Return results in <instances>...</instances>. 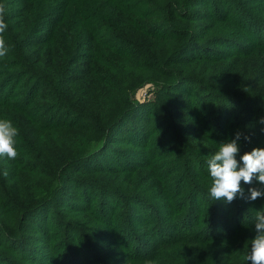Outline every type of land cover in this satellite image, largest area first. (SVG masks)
Wrapping results in <instances>:
<instances>
[{
    "label": "trees",
    "instance_id": "16d2710c",
    "mask_svg": "<svg viewBox=\"0 0 264 264\" xmlns=\"http://www.w3.org/2000/svg\"><path fill=\"white\" fill-rule=\"evenodd\" d=\"M246 1L0 0L9 47L0 58V119L19 129L18 157L0 158V244L12 250L0 253V264L29 261L31 242L17 246L12 236L43 234L28 220L33 210L65 200L69 183L85 181L75 168L120 135L134 145L128 154L143 160L139 169L154 170L158 190L136 184L137 168H117L109 153L103 182L88 186L119 196L121 204L106 212L80 207L98 225L71 228L93 246L69 249L73 264L89 263L88 250L101 251L98 264H250L245 257L264 198L250 202L247 196L260 185L241 182L244 198L214 201L207 165L219 143L238 131L240 155L264 147V30H256L251 17V9L264 16V0ZM147 82L159 97L149 110L133 101ZM183 109L194 118L185 120ZM63 112L78 122L61 120ZM189 121L193 126L183 125ZM120 171L131 184L117 181ZM131 203L153 209L149 242L135 240L139 235L123 223L130 213L132 223L139 221L142 212ZM50 229L48 236L55 233Z\"/></svg>",
    "mask_w": 264,
    "mask_h": 264
},
{
    "label": "rangeland",
    "instance_id": "374dc122",
    "mask_svg": "<svg viewBox=\"0 0 264 264\" xmlns=\"http://www.w3.org/2000/svg\"><path fill=\"white\" fill-rule=\"evenodd\" d=\"M256 0H247L246 2H251ZM213 4V1L211 2ZM249 5V4H248ZM211 7V6H210ZM211 12H214L210 9ZM251 12L254 14L251 17L254 20H257V29L264 30V16H261V11H257L256 9H251ZM207 23L206 19H202L199 24L205 25ZM259 36V35H258ZM185 58V55H183L182 59ZM230 64H227L229 66ZM16 84V81L13 82L10 87L14 86ZM9 87V88H10ZM157 87L151 83L147 82L145 85L139 87L136 92L134 93L133 101L136 103L142 104L145 106V109L149 110L151 106H153V102H158L159 97L156 95ZM7 91H4V94L7 93ZM151 104V105H150ZM148 106V107H146ZM154 108V109H153ZM152 109L154 112L152 113V117L154 118L155 115V109L157 108V105H155ZM183 118L185 120H189L190 118H194V115L190 113L188 109H183ZM61 120H65L68 122H78L77 119L75 120L71 115H68L67 113H62L60 115ZM131 122H127V129H130ZM184 126H193L192 121H189L187 123L183 124ZM192 133H196V131H193ZM112 145L108 147L107 151H104L101 153V155L96 156L97 158H94L91 162L85 165H78L73 174H78L81 178H85L83 180H77L76 183L73 185L71 183L68 184L66 187V199L60 200L59 202L55 203L54 201H51L48 205H42L36 207L37 202L32 203L33 206L31 209L36 207V209L33 210L32 215L29 216L28 220L35 221V225L39 227V229H43V234L33 233L31 230L28 233L34 234L35 237L31 239L25 238L22 240L23 236L19 237V233H15L14 238L15 241H18V245H22L24 243L28 244V242H31V245L28 244L29 250L31 251V255L29 257V261L26 263L25 261H15L14 264H51V262L59 261V264H73L71 262V258H74L75 254L73 251L77 247L76 244L83 247H92V242L90 238H87L83 235H75L74 233H71V228H91L94 224H97V220L95 219V216L93 214H89L87 211H82L83 208H89L93 212L97 211L100 212H106L107 209L114 204H121L119 196H113L105 194L101 195L99 191H93V188L91 186H88V183H93L99 180L100 182H103L102 174L101 172H106L107 167L109 166L108 158L110 157V154H113V159L116 160L121 168L123 166V169L129 170L131 168H137L138 170V178L137 183H142L143 186H148L150 189H153L155 186V183L153 182L155 179L154 170L150 172L149 170L143 171V169H139L141 166V162L143 160H140L136 157L130 156L128 154V151L134 150V145L132 146L129 142L130 140L124 139L123 135L116 136L115 138H111ZM110 153V154H109ZM96 163V164H95ZM96 166H104V168L99 169H93ZM85 167V168H84ZM98 171V172H96ZM69 171L68 173H70ZM96 172V173H95ZM117 175V181L118 182H127V184H131V180L129 179L128 173L125 171L118 172ZM109 175H106V177ZM111 181L115 177H112V174H110ZM116 181V180H115ZM71 186V189H69V186ZM109 186V184H107ZM68 190V191H67ZM158 190L157 188H154L152 192H155ZM134 192V191H133ZM151 194V193H150ZM154 196H160L154 195ZM75 198H78L75 199ZM76 200L80 206L74 205L71 200ZM111 204V205H110ZM133 204V207L135 210H138L139 212H142L141 215H136V219L139 217V221L132 223L130 221V216H135L130 214H125L122 218L123 223L127 224L134 230V234L139 235L135 240H142L143 242H149V240H152L153 237L149 236V233L147 232L150 228V225L154 224V220L156 217H151L153 213V209H148L146 207L147 204H140V203H131ZM81 207V209H80ZM79 209V210H78ZM133 212V211H132ZM135 214V212H133ZM162 218L160 217V220ZM142 221V223H139ZM144 222V223H143ZM51 228V231H55L54 235L51 233L50 236L46 235V231ZM69 232H68V231ZM1 232V231H0ZM23 232V231H21ZM6 234V233H5ZM52 241H49V240ZM98 240V238L96 239ZM5 242V240L1 239V233H0V243ZM8 243V241H7ZM11 244V243H10ZM21 248V247H20ZM70 249V250H69ZM89 253L87 254V259L90 260L89 263H82L80 260H77L76 264H98L97 257L100 255L101 251L96 250H88ZM0 253L3 255H10L12 254V250H7L0 244ZM95 254V256H94ZM76 257V256H75ZM67 262V263H66ZM101 264V263H99Z\"/></svg>",
    "mask_w": 264,
    "mask_h": 264
},
{
    "label": "clouds",
    "instance_id": "9594fccd",
    "mask_svg": "<svg viewBox=\"0 0 264 264\" xmlns=\"http://www.w3.org/2000/svg\"><path fill=\"white\" fill-rule=\"evenodd\" d=\"M5 15V6L0 4V58L5 57L9 52L3 36L8 29ZM259 123L264 124V118H261ZM18 135L19 129L11 120L0 119V158L15 159L18 157L15 147ZM242 135L238 131L235 138L219 143L218 150L207 159L211 179L208 192L214 201L223 199L225 203H232L237 197L244 198L243 184H251L253 180L257 181L260 187H250L247 200L254 202L264 198V147H256L240 155L239 141ZM243 139L249 140L250 138L243 136ZM3 175L6 177L7 171ZM254 231L256 234L250 240V251L245 259L250 264H264V208L256 211ZM145 264H154V261L149 260Z\"/></svg>",
    "mask_w": 264,
    "mask_h": 264
}]
</instances>
